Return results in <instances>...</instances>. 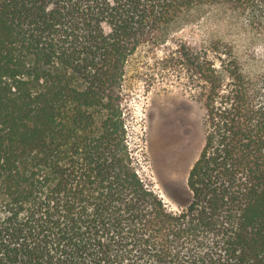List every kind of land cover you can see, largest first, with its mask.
Wrapping results in <instances>:
<instances>
[{"label":"trees","instance_id":"obj_1","mask_svg":"<svg viewBox=\"0 0 264 264\" xmlns=\"http://www.w3.org/2000/svg\"><path fill=\"white\" fill-rule=\"evenodd\" d=\"M207 5L264 50V0H0V264H264V68L222 39L168 57L205 88L187 208L129 144V59Z\"/></svg>","mask_w":264,"mask_h":264},{"label":"rangeland","instance_id":"obj_2","mask_svg":"<svg viewBox=\"0 0 264 264\" xmlns=\"http://www.w3.org/2000/svg\"><path fill=\"white\" fill-rule=\"evenodd\" d=\"M231 12L203 6L170 30L169 41L142 45L127 63L124 101L129 144L143 178L168 208L189 206V172L205 140V88L194 84L189 71L169 62L177 47L201 48L212 39L232 43L247 68H264V50L242 23L231 25ZM260 54L253 60L250 53ZM262 48V49H261ZM168 57H170L168 59Z\"/></svg>","mask_w":264,"mask_h":264}]
</instances>
